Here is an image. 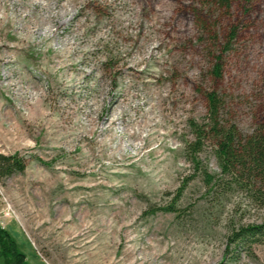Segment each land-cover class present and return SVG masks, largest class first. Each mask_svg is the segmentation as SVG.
Here are the masks:
<instances>
[{"label": "rangeland", "instance_id": "rangeland-1", "mask_svg": "<svg viewBox=\"0 0 264 264\" xmlns=\"http://www.w3.org/2000/svg\"><path fill=\"white\" fill-rule=\"evenodd\" d=\"M211 89L223 123H264V0H0V152L25 158L0 226L21 264H264L232 236L264 208L186 160ZM199 156L220 173L211 140Z\"/></svg>", "mask_w": 264, "mask_h": 264}, {"label": "trees", "instance_id": "trees-1", "mask_svg": "<svg viewBox=\"0 0 264 264\" xmlns=\"http://www.w3.org/2000/svg\"><path fill=\"white\" fill-rule=\"evenodd\" d=\"M205 4L207 0H193ZM220 56L212 67L213 76L221 77ZM205 116L201 122L194 119L188 121L193 138L185 143L186 160L192 169L199 173L205 187L237 184L245 192L251 202L264 208V123L257 125L250 134H242L232 122H224L220 118L222 99L211 89L204 92ZM207 140H211L214 155L220 168L219 174L210 173L200 159V152ZM25 168V158L18 153L3 154L0 152V180L14 172ZM182 191L178 188L172 202L159 207L166 212L176 213L177 196ZM237 243H264V219L257 223L239 226L232 234ZM0 258L3 264H21L25 255L18 248L10 233L0 226Z\"/></svg>", "mask_w": 264, "mask_h": 264}, {"label": "bare ground", "instance_id": "bare-ground-1", "mask_svg": "<svg viewBox=\"0 0 264 264\" xmlns=\"http://www.w3.org/2000/svg\"><path fill=\"white\" fill-rule=\"evenodd\" d=\"M51 13V12H50Z\"/></svg>", "mask_w": 264, "mask_h": 264}]
</instances>
